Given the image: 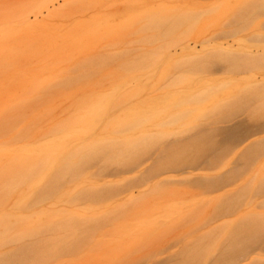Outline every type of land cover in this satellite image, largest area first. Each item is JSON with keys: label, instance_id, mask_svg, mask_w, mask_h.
Here are the masks:
<instances>
[{"label": "rangeland", "instance_id": "1", "mask_svg": "<svg viewBox=\"0 0 264 264\" xmlns=\"http://www.w3.org/2000/svg\"><path fill=\"white\" fill-rule=\"evenodd\" d=\"M99 98L45 220L16 151ZM0 150V254L59 242L12 264H264V0H0Z\"/></svg>", "mask_w": 264, "mask_h": 264}, {"label": "bare ground", "instance_id": "2", "mask_svg": "<svg viewBox=\"0 0 264 264\" xmlns=\"http://www.w3.org/2000/svg\"><path fill=\"white\" fill-rule=\"evenodd\" d=\"M108 103L109 98H99L98 100L94 101V103L91 101V103L86 106L87 109L84 111L82 116L76 115L72 120H70L69 126L65 129L63 135L54 136L50 140L34 145V147L31 146L16 151L20 159L27 164L26 166L22 167V170H24L23 173H26L27 175L33 176L36 174H41V164H39L36 160L38 151L43 153V160H41V162L48 163V166L55 170L53 176L50 178L47 184L44 183V180L47 177L48 172L42 173V179L40 176L32 184V187L36 188L37 190L36 197L37 203L39 204L36 206V213L43 214V219L50 220V217L53 215L48 211L57 210L52 204V198L47 199V197L49 195L53 197L54 195L62 193V176L68 170L67 167L58 160V154L60 155L61 153L68 150L75 140H81L82 137L93 128L95 120L102 118L107 113ZM236 129L240 130V125H237L233 129L225 130L223 137L227 138L228 136L234 135L232 133ZM96 152H98V154L103 153L101 147H97L95 145L90 146L88 153L79 161L77 169H79L81 166H87L92 163ZM1 154L9 153H5L0 150V155ZM18 180L19 176L15 172L5 171L0 178V192L4 191L5 193H8L12 189V186L18 182ZM2 200H6V197L0 196V201ZM24 205V201L18 199L12 206V210L16 211L17 208L23 207ZM7 217L12 219V221L6 219L5 215L0 214L1 227H8L15 224L21 225L24 224L28 219V215L18 214L15 212L8 213ZM253 228L255 230L253 235L255 233L257 237L260 236L262 230L258 228L256 223H254ZM244 244L245 242L242 243V246ZM58 245L59 242H42L41 244L32 247L28 244L21 248L13 249L11 252L0 254V264L20 263L21 259V261L25 260V255H28L27 257L33 262H39L46 259L53 260L56 258L55 253L58 252L59 249L54 252L51 251L50 248ZM242 248L243 247H240V249ZM227 258L230 257L226 255V258L224 259L226 260ZM228 261L229 259L226 260V263Z\"/></svg>", "mask_w": 264, "mask_h": 264}]
</instances>
